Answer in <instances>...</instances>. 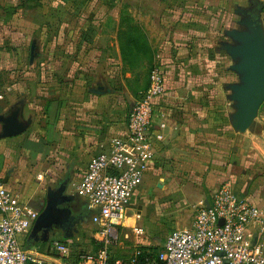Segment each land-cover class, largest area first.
<instances>
[{"label": "crops", "instance_id": "crops-1", "mask_svg": "<svg viewBox=\"0 0 264 264\" xmlns=\"http://www.w3.org/2000/svg\"><path fill=\"white\" fill-rule=\"evenodd\" d=\"M62 5L73 13L57 17ZM250 7L249 0L9 4L6 19L15 27L0 46V117L19 111V120L30 123L21 135L0 139V186L38 209L49 189L68 185L65 193L75 196L72 214L83 219L56 229L50 240H72L71 263L78 264L82 252H95L101 236L92 215L84 217L88 201L70 189L96 154L127 135L128 114L156 67L167 91L155 101V156L117 228L111 256L129 261L141 248L157 255L169 233L189 227L194 208L223 184L264 205V104L248 130L235 129L231 85L240 77L221 50L231 42L225 31L236 28ZM2 128L0 122V134ZM148 204L159 223L144 228L138 215ZM257 230L251 225L248 235L256 238ZM50 240L40 243L45 249H27L58 260Z\"/></svg>", "mask_w": 264, "mask_h": 264}, {"label": "built area", "instance_id": "built-area-1", "mask_svg": "<svg viewBox=\"0 0 264 264\" xmlns=\"http://www.w3.org/2000/svg\"><path fill=\"white\" fill-rule=\"evenodd\" d=\"M166 91L165 75L156 67L148 89L136 97L128 114L127 135L113 138L77 182L76 194L88 201L101 236L98 249L82 254L78 264H264V205L242 196L230 184H223L208 203L202 201L195 208L189 227L170 232L156 258L140 261L141 251L129 261L111 256L117 228L155 156L151 142L155 101ZM39 216L40 210L0 186V264H73L68 259L71 239L50 240L58 260L36 257L27 249L24 239ZM251 225H258L256 238L248 235ZM136 232L144 234L142 228Z\"/></svg>", "mask_w": 264, "mask_h": 264}, {"label": "water", "instance_id": "water-1", "mask_svg": "<svg viewBox=\"0 0 264 264\" xmlns=\"http://www.w3.org/2000/svg\"><path fill=\"white\" fill-rule=\"evenodd\" d=\"M259 20L258 15H251L247 11L236 28L225 31L231 42H224L221 47V50L225 51L233 61L230 69L240 77L239 83L231 85L232 99L237 103L234 127L240 132H245L252 126L264 104V29L259 24ZM19 114V111H15L10 116L0 117L3 125L0 139L21 135L28 129L30 122H21ZM67 189L68 185L63 188L61 194L53 189L48 190L46 204L31 230L30 237L44 232L42 241L49 242L51 235H56L54 231L50 234L49 225L53 221V216L64 212L61 208L64 205V197L72 200L75 197L65 195ZM69 213L72 215V211ZM79 217L72 215L71 219H77L76 222L83 219L82 216ZM65 225L67 224L64 223L61 228L65 229Z\"/></svg>", "mask_w": 264, "mask_h": 264}, {"label": "rangeland", "instance_id": "rangeland-1", "mask_svg": "<svg viewBox=\"0 0 264 264\" xmlns=\"http://www.w3.org/2000/svg\"><path fill=\"white\" fill-rule=\"evenodd\" d=\"M250 2V10H255V14L254 15H258V17L260 18L259 20V24L262 26V28L264 29V0H249ZM18 0H0V46H5L6 40H7V34H9V31L12 30L11 27H15V24H10V22L7 21V16H6V12L9 8V4H17ZM247 4V1H246ZM63 5L61 6V9H59V12L57 11L56 13H60V14H56L57 17L60 16V18H65V15L68 13H73V9H65L62 8ZM65 9V10H64ZM19 25V22H16ZM76 188L72 187L70 189V192L75 193ZM194 208V207H193ZM146 211H142V215H138V217L140 218V223L143 225L144 228H148V227H153V225L159 223L158 220V215L155 211V207L151 204H148L147 207L145 208ZM195 210V208H194ZM92 211L86 210L84 213V217L86 219H89V217L92 215ZM167 230H164L163 232H166ZM30 239V237H26V242H25V246L28 247L29 246H37L39 248H46V245L44 244H40V243H34V242H30L28 243V240ZM88 253V252H85Z\"/></svg>", "mask_w": 264, "mask_h": 264}, {"label": "flooded vegetation", "instance_id": "flooded-vegetation-1", "mask_svg": "<svg viewBox=\"0 0 264 264\" xmlns=\"http://www.w3.org/2000/svg\"><path fill=\"white\" fill-rule=\"evenodd\" d=\"M252 15H254L256 12L255 10L249 11ZM245 13V12H244ZM64 185L61 184L58 188V190H56L58 192V194H61V191L63 190ZM66 195V193H64ZM64 205L61 207L64 212L61 214L56 213L53 216V221L52 223L49 225V227L51 228V232L50 234H52V231H55L56 229H60V227H62V225H64V223L67 224L68 229L72 228L74 226V224L76 223L77 219H71L72 215L69 213V211H72V207H73V200L70 198H66L64 197ZM46 204V203H45ZM40 210V212L42 211V208H38ZM31 234V231H30ZM29 234V237H30ZM52 236V235H51ZM44 237V232H40L37 235L30 237V239L28 240V243L30 242H34V243H41L42 238ZM50 240V239H49Z\"/></svg>", "mask_w": 264, "mask_h": 264}, {"label": "trees", "instance_id": "trees-1", "mask_svg": "<svg viewBox=\"0 0 264 264\" xmlns=\"http://www.w3.org/2000/svg\"><path fill=\"white\" fill-rule=\"evenodd\" d=\"M150 83V82H149ZM149 87V86H148ZM148 89V88H147ZM146 89V90H147ZM145 90V91H146ZM158 251V250H157ZM82 254H84V252H82L81 254H79L80 256L82 255ZM80 256H78V258H80ZM156 256L157 255H155V254H152V253H149V252H147L144 248H141V254L138 256V259L140 260V261H143L146 257H151V258H156Z\"/></svg>", "mask_w": 264, "mask_h": 264}]
</instances>
